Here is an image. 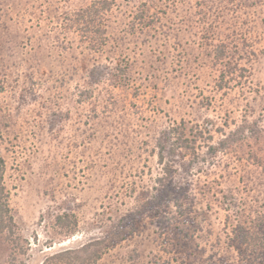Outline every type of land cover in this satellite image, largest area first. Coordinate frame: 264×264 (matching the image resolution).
<instances>
[{
    "label": "rangeland",
    "instance_id": "obj_1",
    "mask_svg": "<svg viewBox=\"0 0 264 264\" xmlns=\"http://www.w3.org/2000/svg\"><path fill=\"white\" fill-rule=\"evenodd\" d=\"M94 1L0 0V264H264V0Z\"/></svg>",
    "mask_w": 264,
    "mask_h": 264
},
{
    "label": "trees",
    "instance_id": "obj_2",
    "mask_svg": "<svg viewBox=\"0 0 264 264\" xmlns=\"http://www.w3.org/2000/svg\"><path fill=\"white\" fill-rule=\"evenodd\" d=\"M108 0L94 1L86 8L76 12L71 20L72 25L82 27L86 39L93 46L94 50L99 49L105 43V29L103 28L102 16L100 13L106 11L110 7ZM91 30H94L91 32ZM8 196L3 184V161L0 159V234L13 230L15 224L11 214V209L8 206ZM61 220V218H58ZM263 224V223H260ZM264 228L260 225H255L253 221L242 220L238 223V233L240 234L241 244L252 247V252L257 248L264 246L263 241L258 240V230ZM87 252V247H82L77 250H64L53 254L47 259L51 264H84L88 259L92 264H96L101 259V253H92L89 258L83 254Z\"/></svg>",
    "mask_w": 264,
    "mask_h": 264
}]
</instances>
